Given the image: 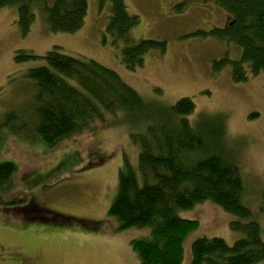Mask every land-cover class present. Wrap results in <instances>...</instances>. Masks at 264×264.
I'll list each match as a JSON object with an SVG mask.
<instances>
[{"label": "rangeland", "instance_id": "obj_1", "mask_svg": "<svg viewBox=\"0 0 264 264\" xmlns=\"http://www.w3.org/2000/svg\"><path fill=\"white\" fill-rule=\"evenodd\" d=\"M128 11L140 22L132 30L134 41H165L166 51L151 50L144 65L129 71L106 32L109 11L98 0H89L84 26L75 33H54L38 4L27 37H22L16 7L0 8V120L18 114L0 131V164L11 162L16 172L5 191L0 190V264H141L131 241L147 229L119 230L108 211L119 187V174L129 165L138 170L139 148L132 135L138 132L123 113L104 114L89 121L78 134L55 144L44 143L30 129L33 84L29 69L43 59L17 62L20 50L43 56L55 46L64 54L93 59L116 71L148 101L174 105L184 97L196 105L189 119L201 115L226 116L230 150L245 181V203L264 228V74L249 75L244 82L232 78L231 64L218 73L213 62L239 59L231 42L196 31L224 28L228 14L218 5L186 0H126ZM185 2V4H184ZM183 3V10L176 5ZM160 90V92H157ZM19 125H25L19 130ZM34 201L49 212L37 210L29 220L17 212ZM60 215L58 220H54ZM178 215L199 221L185 244L183 264H191V243L197 237H219L233 244L240 236L230 228L231 216L205 202ZM62 217H68L63 219ZM50 219V220H47ZM264 235V232H263Z\"/></svg>", "mask_w": 264, "mask_h": 264}, {"label": "trees", "instance_id": "obj_2", "mask_svg": "<svg viewBox=\"0 0 264 264\" xmlns=\"http://www.w3.org/2000/svg\"><path fill=\"white\" fill-rule=\"evenodd\" d=\"M125 1L98 0L101 9L108 8L106 32L123 65L135 71L144 65L147 53L154 49L164 53L167 44L154 39L134 41L132 30L140 17L128 11ZM186 1H211L230 17L224 28L194 33L234 43L240 49L239 59L214 61V72L231 64L236 83L246 81L249 75L264 74V0ZM38 4L54 33L79 31L89 10V0H0V8L16 7L22 37L31 32ZM184 4L176 5V9L182 11ZM15 59L44 60L27 74L34 87L29 130L44 143L52 145L70 138L87 128L89 121L107 113L127 115L140 130L132 135L139 148L138 170L125 158L127 169L120 171L118 193L108 214L117 219L120 231L147 229L146 236L131 241L141 264H183L185 244L199 228V221L182 218L178 212L205 202L228 213L230 228L240 236L233 244L219 237L193 239L191 264H264V228L245 203V181L229 149L225 115H201L192 122L189 116L196 105L191 98H181L174 105L148 101L116 71L93 59L64 54L59 46L43 56L20 50ZM15 119L18 114L7 113L0 120V131ZM18 128L24 130L25 125ZM15 172L13 163L0 164L1 191L8 188ZM17 202L7 203L24 204ZM36 209L49 212L34 201L17 208V212L32 220ZM55 215L54 220H58L60 215Z\"/></svg>", "mask_w": 264, "mask_h": 264}, {"label": "flooded vegetation", "instance_id": "obj_3", "mask_svg": "<svg viewBox=\"0 0 264 264\" xmlns=\"http://www.w3.org/2000/svg\"><path fill=\"white\" fill-rule=\"evenodd\" d=\"M24 264H36L35 261L33 260H25Z\"/></svg>", "mask_w": 264, "mask_h": 264}]
</instances>
